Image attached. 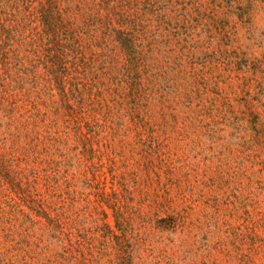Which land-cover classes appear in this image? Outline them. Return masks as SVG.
Masks as SVG:
<instances>
[{
	"label": "rangeland",
	"instance_id": "1",
	"mask_svg": "<svg viewBox=\"0 0 264 264\" xmlns=\"http://www.w3.org/2000/svg\"><path fill=\"white\" fill-rule=\"evenodd\" d=\"M43 1L0 3V264H264V0H119L133 50L86 49L105 88L67 121Z\"/></svg>",
	"mask_w": 264,
	"mask_h": 264
},
{
	"label": "trees",
	"instance_id": "2",
	"mask_svg": "<svg viewBox=\"0 0 264 264\" xmlns=\"http://www.w3.org/2000/svg\"><path fill=\"white\" fill-rule=\"evenodd\" d=\"M1 1L2 0H0V3ZM20 1L25 2L26 0H15L14 6L17 7ZM67 1L70 3L74 0ZM118 1L119 0H78L77 8L75 9L77 10V14H75V16L70 13L72 11V6L63 5L62 0H44L39 9H37L39 11V17H36V19L39 20L37 26V30H39L38 34L45 38V42L43 43L45 50L39 57L44 64L43 66L49 80L60 94L59 99L61 104H59V106L64 109L66 121L72 111L85 112L84 110L87 109L86 100L83 96V90L88 89L87 86L92 83L93 86L97 88V92L103 90L102 87L105 86V81H100V78L103 73H108V68L102 60L100 62L101 64L97 66V69L94 70L91 60L86 56V49L95 44L97 45V43L99 45L104 44L105 47L109 44L112 36H114V39L117 40L123 52L129 55L133 50L135 37L132 31L126 30L125 27H115V22L121 26L125 25L122 15L117 17V21H115L116 19L113 15L115 11L119 12L117 9L121 3L118 4ZM113 4H115V6H113ZM102 10H106L107 12L103 14ZM2 11L5 10L0 6V13ZM78 19L83 22V26L89 28L91 32L90 35L81 33L82 26L78 24ZM0 26L1 29L9 35L10 28L1 22V18ZM97 27H100L103 31V39L100 40V42L98 41V35L94 31ZM104 50L106 52V49ZM105 52L102 51L99 55L102 56L106 54ZM83 102L85 103V107H81ZM95 102L96 100L88 101V103L93 106ZM77 105H79L80 108H78ZM87 125H89V121H87ZM108 128L113 134L118 133L114 124L108 125ZM91 151L92 146L90 145L89 147H83L81 153L87 154V152ZM6 162L7 159L0 153V172L5 171L6 174H9L11 170L9 169V164ZM89 182H91V180ZM18 185L21 186L19 182ZM28 195L30 196V199L27 197L31 203L30 206H32L40 216L46 218L54 234L55 231L58 232V235H61V233L66 234L63 231L64 225L57 209L48 205L45 200L37 195ZM66 235L68 242H71L72 234L67 233ZM77 243L79 244L81 241L78 239ZM64 246L65 244H63V247ZM64 252L65 249L63 248L60 253L64 254Z\"/></svg>",
	"mask_w": 264,
	"mask_h": 264
}]
</instances>
